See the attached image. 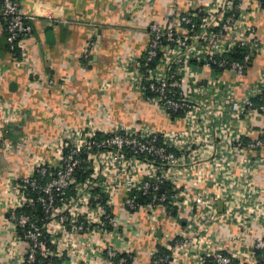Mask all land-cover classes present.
<instances>
[{
	"label": "built area",
	"instance_id": "1",
	"mask_svg": "<svg viewBox=\"0 0 264 264\" xmlns=\"http://www.w3.org/2000/svg\"><path fill=\"white\" fill-rule=\"evenodd\" d=\"M153 1L125 6L133 19L147 20ZM186 1L188 10L175 14L168 24L149 22L145 56L122 64L127 82L143 101L169 118L183 117L185 129L161 134L142 127L102 130L89 121L85 128L64 129L54 145L57 165L29 153V172L9 179L5 202L7 223L28 245L22 264H55L67 251L61 244L74 247L79 235H88L90 253L98 254L103 247L95 241L97 234L121 236V224L107 198L120 189L127 191L122 200L127 212L147 210L154 215L162 210L169 217L176 209L174 223L187 220L185 234L150 264H170L183 248L199 251L198 264H264V235L254 232L264 228V189L253 183L264 167V131L251 139L255 132L237 127L242 119L256 116L264 127V101L255 103L263 87L256 85L239 100L234 84L225 78L245 76L253 56L264 52V41L246 21L262 10L264 0H256V9L246 13L241 0H210L203 6ZM1 7L12 65L33 74L25 41L35 39L30 22L36 18L24 16L16 0H2ZM87 46L84 59L89 60L96 41ZM238 48L245 50L243 58L230 59ZM203 70L210 71L207 84L197 80ZM18 121L19 114L6 116L0 102V138L7 125ZM26 146L27 140H21L17 148ZM208 146L214 148L203 170ZM6 148L12 151L11 144ZM256 153L261 157H253ZM77 174L84 179L78 180ZM187 175L192 177V191ZM202 181L212 182V187L203 188ZM36 207L41 214L27 213ZM221 220L237 230L226 242L231 246L219 240L213 227ZM104 251L105 261L95 264H126L127 258L112 247Z\"/></svg>",
	"mask_w": 264,
	"mask_h": 264
},
{
	"label": "crops",
	"instance_id": "2",
	"mask_svg": "<svg viewBox=\"0 0 264 264\" xmlns=\"http://www.w3.org/2000/svg\"><path fill=\"white\" fill-rule=\"evenodd\" d=\"M16 1L24 16L36 18L30 22L35 39L25 41L35 72L31 74L24 67L12 65L7 44V18L0 0V102L6 116L19 114V121L11 123L12 133L6 130L9 124L0 138V264H22L28 248L27 242L7 223L5 202L9 179L26 176L29 172V153L57 165L54 145L64 129L85 128L89 121L102 130L112 126L120 129L142 127L161 134L185 129L183 117L169 118L162 110L143 101L139 92L127 82L122 64H133L143 58L149 45V22L168 24L175 14L188 10L186 0H154L148 4L149 19L138 18V21L125 6L137 0ZM209 1L197 0L199 6ZM241 1L245 2L244 13L257 7L256 0ZM246 17L247 23L264 41V6L251 18ZM91 41H96V47L86 60L84 56ZM209 75V70H203L197 80L207 84ZM225 78L234 84V95L239 100L247 98L256 85L263 87L264 92V52L253 56L245 76L226 74ZM237 127L255 132L251 139L260 137L264 131L259 116L251 121L242 119ZM21 140H27L25 149L17 148ZM7 144L12 145V151L7 150ZM213 148L208 146L204 151L201 169H207L209 162L205 160L211 156ZM253 157H261V154ZM192 182V177L187 175L186 183H190L191 191ZM253 183L264 189V167L259 168ZM200 186L211 188L212 182L202 181ZM126 196L125 189L107 196L121 224L120 237L97 234L95 241L103 249L93 256L90 253L93 246L89 249L87 246L88 235L76 236L74 247L69 243L61 244L67 251L60 260L65 264H95L100 259L104 262V250L110 246L119 256H127L131 264H150L167 244L185 234L187 220L185 225L179 220L174 223L173 218L178 217L176 209L170 210L169 217L162 210L154 215L147 210L130 213L122 206ZM213 227L220 233L218 238L223 243L237 232L222 220ZM254 232L264 235V228L257 227ZM175 256L170 264H198L199 251L183 248Z\"/></svg>",
	"mask_w": 264,
	"mask_h": 264
},
{
	"label": "trees",
	"instance_id": "3",
	"mask_svg": "<svg viewBox=\"0 0 264 264\" xmlns=\"http://www.w3.org/2000/svg\"><path fill=\"white\" fill-rule=\"evenodd\" d=\"M263 6H264V4H263ZM244 51L245 50L239 49V48L238 49H235L233 52H231V54H229V58L230 59H235V60H241L243 58V56L245 55V52ZM262 101H264V95L262 97L257 98L256 101H255V103H256V105H258ZM77 177H78V180H83L84 179V178H82L80 176V174H77ZM168 189H169V187H168ZM27 213L30 214V215H32L33 213L36 214V215H39V214H41V211H40V208L39 207H36V208L30 209V210H27ZM17 234L19 236H21V232H18ZM162 254H166V250L165 249H164L163 252H160L157 257H159ZM124 257L127 258L126 264H131V260L127 256H124ZM60 262H61L60 260H57V259L54 260V263L55 264H61Z\"/></svg>",
	"mask_w": 264,
	"mask_h": 264
},
{
	"label": "water",
	"instance_id": "4",
	"mask_svg": "<svg viewBox=\"0 0 264 264\" xmlns=\"http://www.w3.org/2000/svg\"><path fill=\"white\" fill-rule=\"evenodd\" d=\"M13 125L11 124L9 127L6 128L7 131H9L10 133H12L13 130H11V127ZM220 211H222V204H220ZM179 223L182 224V225H185L186 224V220L185 219H181L179 220Z\"/></svg>",
	"mask_w": 264,
	"mask_h": 264
}]
</instances>
